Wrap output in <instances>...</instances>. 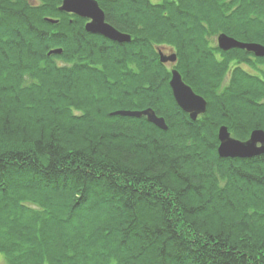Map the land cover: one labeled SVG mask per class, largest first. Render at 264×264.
<instances>
[{
    "label": "trees",
    "instance_id": "obj_1",
    "mask_svg": "<svg viewBox=\"0 0 264 264\" xmlns=\"http://www.w3.org/2000/svg\"><path fill=\"white\" fill-rule=\"evenodd\" d=\"M62 1L0 0V257L264 264V154L217 153L220 126L264 131V57L216 42L264 45V0H96L128 43L88 33ZM172 68L207 102L195 121ZM145 108L168 129L111 115Z\"/></svg>",
    "mask_w": 264,
    "mask_h": 264
},
{
    "label": "water",
    "instance_id": "obj_2",
    "mask_svg": "<svg viewBox=\"0 0 264 264\" xmlns=\"http://www.w3.org/2000/svg\"><path fill=\"white\" fill-rule=\"evenodd\" d=\"M60 12L71 13L75 16L87 20L85 30L90 34L100 35L112 42L128 43L131 36L123 33L113 27L105 20L103 10L96 0H63L59 7ZM217 46L222 51L231 49H242L252 53L256 57H264V45L259 43L242 42L226 34H220L216 38ZM62 50H52L48 53L60 54ZM159 59L163 64L174 65L177 60L175 52L165 54L159 49ZM169 87L172 92L176 105L186 113L192 121L205 114L207 109L206 100L199 94L195 93L187 85L179 71L175 68L170 70ZM111 115H120L125 117L141 118L145 117L146 121L160 130H167L168 126L163 117L158 116L152 108L142 110L119 109ZM218 147L217 153L221 158L249 159L264 154V131L262 129L253 130L248 139L239 140L232 137L226 126H220L218 129Z\"/></svg>",
    "mask_w": 264,
    "mask_h": 264
},
{
    "label": "rangeland",
    "instance_id": "obj_3",
    "mask_svg": "<svg viewBox=\"0 0 264 264\" xmlns=\"http://www.w3.org/2000/svg\"><path fill=\"white\" fill-rule=\"evenodd\" d=\"M152 1H156V0H152ZM162 50L165 54H169L171 52V50L169 48H163ZM0 264H6L5 261L3 260V258H1V257H0Z\"/></svg>",
    "mask_w": 264,
    "mask_h": 264
}]
</instances>
